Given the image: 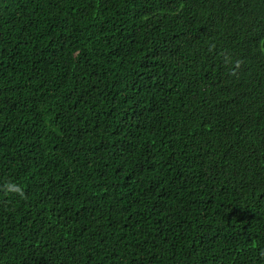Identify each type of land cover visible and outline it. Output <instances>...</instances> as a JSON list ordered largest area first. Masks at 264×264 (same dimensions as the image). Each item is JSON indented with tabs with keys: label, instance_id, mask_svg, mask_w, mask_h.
I'll list each match as a JSON object with an SVG mask.
<instances>
[{
	"label": "trees",
	"instance_id": "16d2710c",
	"mask_svg": "<svg viewBox=\"0 0 264 264\" xmlns=\"http://www.w3.org/2000/svg\"><path fill=\"white\" fill-rule=\"evenodd\" d=\"M0 264H264V0H0Z\"/></svg>",
	"mask_w": 264,
	"mask_h": 264
},
{
	"label": "clouds",
	"instance_id": "9594fccd",
	"mask_svg": "<svg viewBox=\"0 0 264 264\" xmlns=\"http://www.w3.org/2000/svg\"><path fill=\"white\" fill-rule=\"evenodd\" d=\"M5 190L8 191V192H13V193H18L20 195H23V193L21 192V189L17 186H15L14 184H7L5 186Z\"/></svg>",
	"mask_w": 264,
	"mask_h": 264
}]
</instances>
